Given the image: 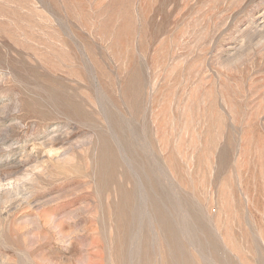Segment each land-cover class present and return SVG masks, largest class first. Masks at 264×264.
I'll return each instance as SVG.
<instances>
[{
    "label": "rangeland",
    "instance_id": "374dc122",
    "mask_svg": "<svg viewBox=\"0 0 264 264\" xmlns=\"http://www.w3.org/2000/svg\"><path fill=\"white\" fill-rule=\"evenodd\" d=\"M0 264H264V0H0Z\"/></svg>",
    "mask_w": 264,
    "mask_h": 264
}]
</instances>
